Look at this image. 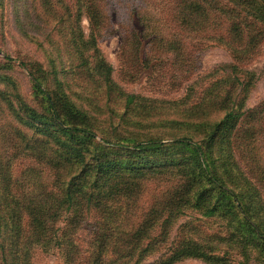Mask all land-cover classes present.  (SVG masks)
<instances>
[{"label":"rangeland","instance_id":"rangeland-1","mask_svg":"<svg viewBox=\"0 0 264 264\" xmlns=\"http://www.w3.org/2000/svg\"><path fill=\"white\" fill-rule=\"evenodd\" d=\"M43 3L45 0H0V199L11 194L10 179L19 177L26 165L41 170L50 149L60 147V142L45 137L42 131L44 126L57 128L56 124L52 125V119L37 121L29 112L33 110L51 117L47 101L33 90L32 78L36 74L53 96L57 91L62 92L84 112L90 123L88 127L96 131V137L92 138L94 143L88 142L84 163L96 162L95 148H99V155L104 154L97 162L117 157L121 151L122 155L146 162L131 153L132 149H122L108 141L124 142V139V143L133 144L155 136L162 138L167 147L154 159L160 164L147 168L153 172L161 165L170 166L178 161L191 165L188 153L175 146L173 138L187 133L190 125L205 118L215 121V116L208 112L202 115L200 108L204 106L201 104L202 87L218 65H238V71L228 67L232 72L230 80L237 85V97L232 98L235 97L238 111L245 113L264 101V28L263 39L252 52H241L239 48H228L217 42H206L190 51L187 48L165 51L151 48L149 41L155 38L153 30L143 28V20L137 21L130 3H108L110 21L94 37L88 17L75 4L64 0L62 7H56L58 24H55ZM66 6L71 9L66 10ZM159 10L168 13L166 7ZM143 11L151 16L149 7ZM69 24L74 30L73 41L68 34ZM79 28L83 37L79 35ZM148 32L149 36H145ZM132 33L142 38V44ZM88 40H91L89 46ZM126 40L130 41L129 45ZM233 43L239 44V40L234 39ZM109 66L112 70L108 73ZM246 82L248 89L241 92ZM128 94L140 96L135 110L126 106ZM211 100L215 105L219 101ZM208 108L207 111L213 109ZM190 111L195 116L189 114ZM247 128L248 125L241 127L244 143L234 147L230 139L224 141L223 133L209 152L225 187L237 193L243 204L225 188L218 185L215 189L205 188L210 184L204 182L200 188V193L204 189L201 198L204 208L200 211L219 205L220 212L214 218L204 217L193 208L200 196L195 199L191 196L190 208L171 219L168 238L157 240L156 249L142 264H264V154H261L263 158L248 155L247 147L251 146H245L247 131L243 130ZM27 153L31 154L30 158ZM5 161H10L13 171L7 168ZM139 179V175L134 178ZM176 182L178 176L169 172L145 180L144 186L150 189L140 196L138 205L141 202L147 207L156 184L161 186L156 193L163 196L166 188ZM245 209L257 227L247 218ZM95 219L94 214L83 217L82 228L76 235L79 245L86 246L91 241ZM64 225L65 220H61L59 227ZM186 229L200 231L196 239L205 246L207 258L169 260L180 230L187 235ZM159 235L158 230L154 236ZM31 264L64 262L59 249L45 252L37 247L32 251Z\"/></svg>","mask_w":264,"mask_h":264},{"label":"trees","instance_id":"trees-1","mask_svg":"<svg viewBox=\"0 0 264 264\" xmlns=\"http://www.w3.org/2000/svg\"><path fill=\"white\" fill-rule=\"evenodd\" d=\"M68 1L85 12L92 37L110 21L108 3H130L137 21L143 20V28L153 30L155 38L149 41L151 48L165 51L187 48L190 51L202 47L203 43L217 42L228 48H239L241 52H252L263 39L264 0ZM63 3L64 0H45L43 3L44 9L52 16V23L58 17L56 7H62ZM145 7H149L151 16L142 13ZM162 7L167 8V14L161 13L159 9ZM65 9L71 8L66 6ZM68 14L72 16L70 11ZM55 24H58V20ZM78 32L83 37L82 29L79 28ZM68 34L71 35L70 41H73L72 24H69ZM132 37L136 39L138 36L132 33ZM234 39L239 40L240 45H233ZM136 41L142 44V38L138 37ZM90 43L91 40H88V46ZM129 43L126 40V45ZM147 46L146 41L145 48ZM228 67L232 71L239 69L237 64H220L202 87L201 104L204 106L200 112L202 115L207 112L212 114L215 121L205 118L190 125L187 133L173 138L175 146L186 150L191 165L185 166L178 161L170 166L161 165L156 172L147 168L160 164L154 159L165 151L167 144L155 136L133 144L124 143V139V142L107 140L122 149H132L131 153H136L146 162L122 155V151L117 157H107L97 162L104 154L99 155V148H95L96 162L84 163L88 142L94 143L92 138L96 137V131L88 127L90 123L86 114L66 99L62 92L57 91L53 96L37 74L34 75L33 90L47 101L51 117L33 110L29 111L30 115L37 121L52 119V125L56 124L57 128L44 126L42 131L45 137L60 142V147L50 149V156L43 161L41 170L26 165L19 177L10 179L11 194L0 199V264H31L32 251L37 247L45 252L51 248L59 249L64 264H142L146 256L156 249L155 242L163 237L168 238L171 219L190 208L191 196L193 199L200 196L194 209L200 211L204 208L201 202L204 189L200 193L204 182L210 184L205 188L215 189L216 185L225 188L243 204L237 193L225 187L213 159L209 158V152L223 133L224 141L230 139L234 147L244 143L241 127L248 125L247 129H243L247 131L245 146H251L247 147L248 155L263 158L264 101L245 113L238 111L234 103L237 85L230 80L232 72ZM111 70L109 66L108 73ZM236 79L239 80L238 77ZM248 85L246 82L241 92L247 91ZM191 91L195 93V88ZM139 98V95L128 94L126 106L135 110ZM210 98L219 101L215 105L212 100L209 101ZM210 107L213 109L207 111ZM188 113L195 116L193 111ZM30 157L31 154L27 153V158ZM5 164L14 170L10 161H5ZM257 165L260 166V163ZM168 172L177 175L178 182L166 188L163 196L156 193L161 190V186L156 184L147 207L141 202L138 205L140 196L143 197L145 191L150 189L144 186V181ZM136 175H139V180H134ZM139 210L143 212H137ZM245 210L247 218L257 227L248 210ZM219 212V205H213L202 215L214 218ZM93 214L96 219L91 241L86 246L79 245L76 235L82 228L81 221L85 215L90 217ZM61 220H65L63 228L59 227ZM158 230L160 235L154 236ZM186 232L187 235H183L180 230L169 260L207 258L205 246L196 239L200 231L186 229ZM146 240L149 241L146 243Z\"/></svg>","mask_w":264,"mask_h":264}]
</instances>
